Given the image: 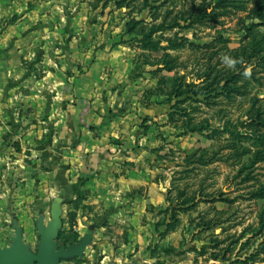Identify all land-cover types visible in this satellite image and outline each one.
I'll list each match as a JSON object with an SVG mask.
<instances>
[{"label":"crops","instance_id":"0c3cea01","mask_svg":"<svg viewBox=\"0 0 264 264\" xmlns=\"http://www.w3.org/2000/svg\"><path fill=\"white\" fill-rule=\"evenodd\" d=\"M63 5L0 0V264H66L57 242L81 202L91 220L76 255L157 264L147 209L167 203V114L128 82L130 60L86 40Z\"/></svg>","mask_w":264,"mask_h":264},{"label":"rangeland","instance_id":"374dc122","mask_svg":"<svg viewBox=\"0 0 264 264\" xmlns=\"http://www.w3.org/2000/svg\"><path fill=\"white\" fill-rule=\"evenodd\" d=\"M63 1L90 28L85 39L113 44L135 92L167 114L157 160L167 203L147 209L156 263L264 264V0ZM187 83L200 95L175 99ZM76 207L57 244L66 264H91L76 255L91 212Z\"/></svg>","mask_w":264,"mask_h":264},{"label":"trees","instance_id":"16d2710c","mask_svg":"<svg viewBox=\"0 0 264 264\" xmlns=\"http://www.w3.org/2000/svg\"><path fill=\"white\" fill-rule=\"evenodd\" d=\"M218 1V0H217ZM220 3V2H219ZM199 18H201V16H199ZM135 29V26H132L129 30H128V33L129 34H131L132 32H133V30ZM159 30H156L155 32H152V34L153 33H157ZM161 31V30H160ZM141 43H143V48H145V49H149V48H156V45H150V44H147V43H145V42H141ZM169 48L170 49H172V50H175V49H177V46L176 45H170L169 46ZM185 87H186V89H187V92L185 93V92H182V89H179V88H177L176 90H175V92L173 93V95H174V97H175V99H179L180 97H182V96H184V95H191V94H193L195 97H197V96H199L200 95V93L199 92H195V90L196 89H198L199 88V86L198 85H196L195 83H193V84H186L185 85ZM206 90H208V88H205V89H203V91L202 92H205ZM201 95H206V94H201ZM194 132H201V131H204V129L203 128H195L194 130H193ZM258 139H261V138H258ZM263 139V138H262ZM218 201V200H217ZM193 203H195L194 201H193ZM181 205V204H180ZM187 205L184 203V204H182L180 207H179V209H181V210H184V209H186L185 207H186Z\"/></svg>","mask_w":264,"mask_h":264},{"label":"water","instance_id":"95a60500","mask_svg":"<svg viewBox=\"0 0 264 264\" xmlns=\"http://www.w3.org/2000/svg\"><path fill=\"white\" fill-rule=\"evenodd\" d=\"M61 254L63 258H67L69 256V254L65 253L63 250H61Z\"/></svg>","mask_w":264,"mask_h":264},{"label":"clouds","instance_id":"9594fccd","mask_svg":"<svg viewBox=\"0 0 264 264\" xmlns=\"http://www.w3.org/2000/svg\"><path fill=\"white\" fill-rule=\"evenodd\" d=\"M225 59H227V58H225ZM229 63H231V61H228Z\"/></svg>","mask_w":264,"mask_h":264}]
</instances>
